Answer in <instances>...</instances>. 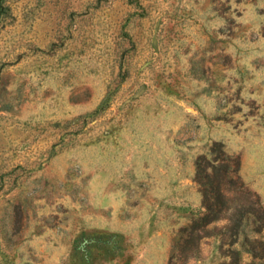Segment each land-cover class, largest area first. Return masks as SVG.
Masks as SVG:
<instances>
[{"label":"rangeland","instance_id":"obj_1","mask_svg":"<svg viewBox=\"0 0 264 264\" xmlns=\"http://www.w3.org/2000/svg\"><path fill=\"white\" fill-rule=\"evenodd\" d=\"M213 143L264 210V0H0V264H251L186 236Z\"/></svg>","mask_w":264,"mask_h":264},{"label":"trees","instance_id":"obj_2","mask_svg":"<svg viewBox=\"0 0 264 264\" xmlns=\"http://www.w3.org/2000/svg\"><path fill=\"white\" fill-rule=\"evenodd\" d=\"M210 159L205 155L195 160L194 182L199 187L201 194V215L191 222L186 230V236L192 240L208 237L206 229L215 227L218 222H225L223 229L229 232L230 246L238 242L242 222L251 218L252 232L259 234L264 230V210L259 205L255 194H250L239 181L238 171L240 161L238 157L227 155L222 144L213 143L209 149ZM231 187L229 190L226 187ZM230 191L240 192L244 196L242 204H233L228 197ZM254 197V200L253 198ZM241 246L252 259L251 264L262 260L264 255V242L261 239L245 240ZM233 261H237V250L228 251Z\"/></svg>","mask_w":264,"mask_h":264}]
</instances>
